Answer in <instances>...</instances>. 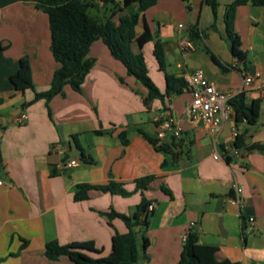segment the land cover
I'll return each mask as SVG.
<instances>
[{
	"label": "crops",
	"instance_id": "obj_1",
	"mask_svg": "<svg viewBox=\"0 0 264 264\" xmlns=\"http://www.w3.org/2000/svg\"><path fill=\"white\" fill-rule=\"evenodd\" d=\"M233 1L218 0L215 15L205 0H158L140 13L136 25L137 36L149 29L154 37L143 53L162 93L167 74L184 77L202 69L231 97L244 92L247 101L261 100L254 124L236 122L232 115L211 130L187 118L188 88L164 101L146 102L148 89L102 39L88 53L94 63L82 91L66 85L48 103L43 98L29 103L36 92L50 88L58 66L48 15L34 0H0V47L6 46L0 58V264H74L66 255L48 258L46 244L52 240L93 241L101 253L89 255H108L113 235L125 233L127 226L120 218L110 223L105 213L112 207L130 214L142 195L91 189L88 199L77 201V185L114 180L133 190L136 179L149 175L155 178L144 195L155 206L148 227L135 228V264H176L189 230L197 233L199 243L217 247L219 261L264 264V6L249 1L237 8L235 29L246 55L242 61L233 56L226 32V5ZM128 13L120 2L114 20ZM194 25L200 36L185 52L181 43L190 39ZM156 40L164 45V69L154 55ZM23 56L30 60L34 89L16 90L10 81ZM246 75L253 77L249 85ZM21 113L26 114L23 123L16 121ZM166 117L181 127L175 138L177 160L142 134L170 145L174 135L160 127ZM234 128L246 147L234 146ZM251 144L262 148L249 149ZM71 159L78 165L68 166ZM235 184L242 187L241 204L235 200ZM251 216L255 223L248 231Z\"/></svg>",
	"mask_w": 264,
	"mask_h": 264
},
{
	"label": "trees",
	"instance_id": "obj_2",
	"mask_svg": "<svg viewBox=\"0 0 264 264\" xmlns=\"http://www.w3.org/2000/svg\"><path fill=\"white\" fill-rule=\"evenodd\" d=\"M48 15L49 30L51 38V50L58 66L54 71L51 86L45 92H36L35 97L29 103L38 99H45L50 102L54 97L63 94L66 85L72 86L76 91H82V83L93 66L94 61L88 58L92 44L102 39L112 55L120 60L127 68L129 75L141 81L148 89L146 102L154 99L164 101L166 96L172 93H181L187 88V82L183 76L166 75L167 90L162 93L156 83L149 75L146 58L143 53L144 45L154 39L153 35L146 29L141 35H136V25L139 22L140 13L154 5L158 0H34ZM187 1V0H184ZM252 2L254 5L264 6V0H234L226 5L225 24L227 38L230 41L233 56L238 60H245V52L241 48V40L235 29V18L238 6ZM101 2L107 9L109 15L104 20L99 15L91 14L90 8L98 7ZM122 8L129 11L126 16H120L118 22L114 20L116 13ZM137 4V9L133 6ZM214 14H217L218 0H205ZM198 25L190 28V39L199 38ZM6 46L0 47V58ZM212 59L222 67L218 57L209 52ZM154 55L161 69L165 68V50L161 40L154 44ZM10 81L16 90L34 89L32 80V68L27 56L19 60L18 69L10 75ZM28 103V104H29ZM233 107V117L236 122L246 120L254 124L260 117L261 100L259 98L247 101L245 93L232 97L229 100ZM2 99H0V105ZM142 134L154 145L157 150L168 153L172 159L177 160V146L173 136V142L169 144H158V140L142 132ZM234 146L241 148L245 146L243 138L237 136ZM246 147V146H245ZM249 149L262 148L260 144H251ZM165 164V162H164ZM155 178L154 175L138 178L134 181L133 190H128L125 183L109 181L107 184L77 185L74 199L77 201L89 198L91 189L101 190L112 194L129 196L134 192H140L142 199L130 214L117 212L110 208L105 214L110 223L115 218H120L127 226L125 233L116 232L112 237V250L106 256L93 257L87 252L100 254L93 241L72 242L61 244L52 240L46 244L47 256L56 260L61 255H66L74 264H135L139 257L137 246V232L135 228L140 226L146 228L149 225V217L153 209H149L152 201L148 200L144 192ZM147 240L144 241V249L147 247ZM216 246L204 245L198 242L197 233L189 230L183 242L180 258L176 264H239L229 260L219 261L215 254Z\"/></svg>",
	"mask_w": 264,
	"mask_h": 264
},
{
	"label": "built area",
	"instance_id": "obj_3",
	"mask_svg": "<svg viewBox=\"0 0 264 264\" xmlns=\"http://www.w3.org/2000/svg\"><path fill=\"white\" fill-rule=\"evenodd\" d=\"M182 49L185 52H189L193 43L191 39H183L181 43ZM187 82V88L192 93V100L189 103L186 116L193 124H204L211 130H215L220 126L224 119H228L233 115V107L230 105L229 100L232 98L230 93L220 89L213 81H211L204 73L202 69H196L193 72L187 73L184 76ZM245 83L247 85L251 84L253 77L250 75L245 76ZM162 115L160 116V118ZM159 118V119H160ZM26 119V114L21 113L16 121L23 123ZM162 132L169 130L172 134L178 137L181 134V127L178 126L174 119L171 117L163 118L162 123L160 124ZM233 136L236 139L238 132L234 128ZM56 149H63L62 146L58 145ZM214 158L218 159L219 154H214ZM68 166L78 165L76 159H71L68 163ZM1 183V181H0ZM235 190V200L241 204L242 198V187L240 185H234ZM155 202H152L149 205V209H153ZM249 227L248 231L251 229L255 223V218L253 216L248 218ZM188 233V232H187ZM187 233L184 235V240L187 237Z\"/></svg>",
	"mask_w": 264,
	"mask_h": 264
},
{
	"label": "rangeland",
	"instance_id": "obj_4",
	"mask_svg": "<svg viewBox=\"0 0 264 264\" xmlns=\"http://www.w3.org/2000/svg\"><path fill=\"white\" fill-rule=\"evenodd\" d=\"M90 12H91V14H94V15L97 14V15L101 16L104 20L109 15V11L107 10V8L104 5H99L98 7H92V8H90Z\"/></svg>",
	"mask_w": 264,
	"mask_h": 264
},
{
	"label": "water",
	"instance_id": "obj_5",
	"mask_svg": "<svg viewBox=\"0 0 264 264\" xmlns=\"http://www.w3.org/2000/svg\"><path fill=\"white\" fill-rule=\"evenodd\" d=\"M244 222L246 223V220L244 219Z\"/></svg>",
	"mask_w": 264,
	"mask_h": 264
}]
</instances>
